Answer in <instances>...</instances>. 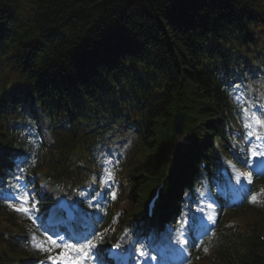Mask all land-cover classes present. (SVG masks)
I'll return each mask as SVG.
<instances>
[{
    "label": "trees",
    "instance_id": "obj_1",
    "mask_svg": "<svg viewBox=\"0 0 264 264\" xmlns=\"http://www.w3.org/2000/svg\"><path fill=\"white\" fill-rule=\"evenodd\" d=\"M254 52L264 64V0H0V70L10 64L64 111L110 108L113 96L130 111L137 105L142 143L124 194L128 216L142 205L136 190L171 162L175 117L188 105L194 142L171 180L179 200L229 113L220 71ZM249 219L264 230V209ZM248 255L243 264H264V245Z\"/></svg>",
    "mask_w": 264,
    "mask_h": 264
},
{
    "label": "snow or ice",
    "instance_id": "obj_2",
    "mask_svg": "<svg viewBox=\"0 0 264 264\" xmlns=\"http://www.w3.org/2000/svg\"><path fill=\"white\" fill-rule=\"evenodd\" d=\"M236 87L237 89H239V85H237ZM241 100L242 97H237L238 103H240ZM241 112L244 118L243 127L246 130V137L250 139L255 136L257 140H260L261 136L258 134V131L260 128L264 127V119L259 116H255L254 114H250L248 107H242ZM253 120L255 121V128L253 127ZM241 162L246 166L252 165L254 163L256 165V169L254 170H258V174H264V151L258 150L255 146L250 145L248 153H245V158ZM23 163L27 164V161H24ZM108 163H111V161H108ZM17 171L19 175L14 174L13 176L15 184L9 185L11 191H0V198L5 199L7 202H9V206L13 207L18 212L28 215L29 218L33 219V222H35V218L31 216V212L35 208L37 202L34 200L33 195L29 193L28 184L23 182L24 168L18 165ZM104 171L109 179L113 177L114 173L111 169H105ZM241 178H243L247 184L252 183L251 172L244 174L239 170H235V181L237 185H240L239 188L234 189L235 198H239L241 194L248 193L250 195L251 202L255 203L258 199V196L252 195L250 193V190L241 183ZM262 192H264V190H262ZM111 195L114 198L115 192H112ZM245 198H247V196H245ZM208 207L212 208L213 204H209ZM201 211H203V209H201ZM207 219L215 223L212 214H209L207 216ZM40 227L43 228L42 236L44 239V243H38L35 246L38 249L47 252H52L55 249L62 250L59 254L58 260L56 257L49 256V259L53 260L54 264H83V261L86 259H96V264H106L105 251H95L97 248V241H102L103 235H96L94 229L91 231H70L67 238L69 240H75L76 243L69 244L65 242V239L63 236H61L60 231L53 230L43 223L40 225ZM191 227L194 231L200 234H207V232L209 231L206 225L199 223V218L193 220ZM49 232H52V234L49 235ZM35 239L36 238L34 236L33 240ZM166 239V246H170L171 238L167 237ZM135 243L136 242L134 241L133 244ZM177 243H187V241L178 240ZM114 247L120 248V245L117 244ZM70 250H74L75 255H73ZM107 255L110 258L116 259L117 261H120L123 257V253L118 255L112 252L111 249L107 250ZM140 255L143 256L145 255V253L141 252ZM151 259H155V257H152Z\"/></svg>",
    "mask_w": 264,
    "mask_h": 264
},
{
    "label": "bare ground",
    "instance_id": "obj_3",
    "mask_svg": "<svg viewBox=\"0 0 264 264\" xmlns=\"http://www.w3.org/2000/svg\"><path fill=\"white\" fill-rule=\"evenodd\" d=\"M82 60H85V59H82ZM6 67H9V68L13 69V67L10 64H7ZM3 75H4V73L0 72V85L5 86L6 84L4 83V81L1 78V76H3ZM20 98H21V93H18V94H16L14 96L13 101L17 102V101H19ZM58 108L59 109H63V110H67L64 106H58ZM1 111H3V109ZM42 111H43L45 116L49 115V113L47 111H45V110H42ZM80 112L84 113V112H86V110L82 109V105L80 103H77L76 106H75V109L74 108H72V109L70 108L69 109V113L65 117H66V119H73L74 117H77ZM127 113H129V111ZM113 138L114 137H112V139ZM163 221H165V219H163ZM174 226L177 227L178 224L174 223ZM134 241L135 242H139L140 240L136 236H134ZM0 262H1V258H0Z\"/></svg>",
    "mask_w": 264,
    "mask_h": 264
},
{
    "label": "water",
    "instance_id": "obj_4",
    "mask_svg": "<svg viewBox=\"0 0 264 264\" xmlns=\"http://www.w3.org/2000/svg\"><path fill=\"white\" fill-rule=\"evenodd\" d=\"M181 125H182V118L179 119V122L177 124V127L180 129L181 128Z\"/></svg>",
    "mask_w": 264,
    "mask_h": 264
}]
</instances>
